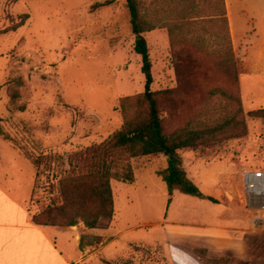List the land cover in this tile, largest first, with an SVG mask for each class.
Segmentation results:
<instances>
[{
    "label": "rangeland",
    "instance_id": "374dc122",
    "mask_svg": "<svg viewBox=\"0 0 264 264\" xmlns=\"http://www.w3.org/2000/svg\"><path fill=\"white\" fill-rule=\"evenodd\" d=\"M106 1L0 0L1 136L34 171L33 194L26 201L31 219L50 202V185L69 169L70 156L121 129V100L145 89L126 0L98 5ZM139 1L155 26L145 33L152 89H172L160 96L166 129L219 124L237 111L241 117L242 108L247 135L227 133L198 146L222 161L210 167L237 166L226 181L227 193L214 194L222 205L175 191L168 211L172 195L159 175L168 166L167 156L116 162L115 219L103 220L95 233L84 229V258L77 264L119 259L194 264L196 249L214 245L217 255L207 249L208 255L229 257V264H264V209L250 202L242 176L244 170L264 171V116L250 114L264 108V0H225L230 40L225 23L212 19V0ZM216 186L212 194L222 191ZM246 221L258 230L257 238L235 249L218 247L215 239L231 232L203 225L244 226ZM97 237L102 241L96 243ZM80 247L72 245L76 254Z\"/></svg>",
    "mask_w": 264,
    "mask_h": 264
},
{
    "label": "trees",
    "instance_id": "16d2710c",
    "mask_svg": "<svg viewBox=\"0 0 264 264\" xmlns=\"http://www.w3.org/2000/svg\"><path fill=\"white\" fill-rule=\"evenodd\" d=\"M112 0L100 3L106 5ZM130 14L132 33L135 36L134 50L142 57V72L145 75V89L132 97L121 100L124 124L109 139L94 144L70 156L69 169L59 178L57 184L50 185V202L32 217V221L44 227L75 226L82 221L87 228L100 229L103 220L113 221L116 215L115 194L112 179L116 162L127 158L146 156H167L168 166L159 172L166 182L170 195L175 191L219 202L216 198L205 195L200 187L188 176L183 167L182 151L198 148L211 141L231 133L236 137L247 135L243 109L224 117L223 122L198 127L188 124L185 127L168 131L160 96L171 90L161 92L152 89L154 82L150 48L145 33L155 26L143 16L139 0H126ZM215 10L212 19L225 23L230 40L229 23L225 0H212ZM215 15V16H214ZM216 17V18H215ZM21 24H19L20 26ZM17 26V27H19ZM16 27V28H17ZM233 59L232 52L228 54ZM235 79H238L236 66H233ZM241 101V100H240ZM252 115L264 116V108L253 110ZM4 134L0 119V135ZM170 156V157H169ZM130 181L134 180L131 170L127 173ZM56 193V194H55ZM55 194V195H54ZM97 237L95 242H101ZM83 246V238L81 242ZM195 255L202 264H229V257H213L207 249H196ZM112 264H133L130 259H119ZM240 264H251L242 261Z\"/></svg>",
    "mask_w": 264,
    "mask_h": 264
},
{
    "label": "crops",
    "instance_id": "0c3cea01",
    "mask_svg": "<svg viewBox=\"0 0 264 264\" xmlns=\"http://www.w3.org/2000/svg\"><path fill=\"white\" fill-rule=\"evenodd\" d=\"M228 16L231 34L235 41L229 8ZM188 150L189 152L185 154ZM202 151L201 147L183 150V167L201 190L202 188L207 190L206 192L202 190L205 195L214 197L216 194L215 196L220 197L224 192L227 193L226 181L232 177L237 166L233 164V166L210 167L222 161L203 154ZM230 161L234 163L235 160ZM34 183V171L31 170L30 163L12 149L0 135V264H77L84 258L83 247H80L84 229L88 233H95L97 229L87 228L83 222L78 226V231L72 230L75 226L44 227L35 224L26 207V201L33 194ZM213 184L215 186H212ZM216 184L220 185L219 189L222 191L212 194L213 188L217 187ZM171 197L168 211L173 205L175 192ZM218 201L216 204L222 205L221 200ZM246 223L248 224L244 226L237 223L238 226L229 227L220 224L209 226V223L203 225L219 231L231 232L229 236L215 235L218 237L215 239L218 240L216 241L218 247L229 244L228 247L235 249L234 245L237 246L247 239L257 238L258 230L252 227V222L246 221ZM72 245L76 248L80 247L78 254L75 253L76 248L74 250ZM216 246H209L207 249L212 253V248ZM212 254L217 255L216 252ZM192 262L202 264L196 255L192 258Z\"/></svg>",
    "mask_w": 264,
    "mask_h": 264
},
{
    "label": "built area",
    "instance_id": "2783aa9c",
    "mask_svg": "<svg viewBox=\"0 0 264 264\" xmlns=\"http://www.w3.org/2000/svg\"><path fill=\"white\" fill-rule=\"evenodd\" d=\"M244 187L249 200L252 203L254 200L258 201L257 204L261 209H264V203L260 200H257L258 197L252 195V192L256 189L264 188V171L259 170H244L242 172Z\"/></svg>",
    "mask_w": 264,
    "mask_h": 264
},
{
    "label": "bare ground",
    "instance_id": "6f19581e",
    "mask_svg": "<svg viewBox=\"0 0 264 264\" xmlns=\"http://www.w3.org/2000/svg\"><path fill=\"white\" fill-rule=\"evenodd\" d=\"M252 195H255L256 197H258L260 201L264 202V188L256 189L255 191L252 192Z\"/></svg>",
    "mask_w": 264,
    "mask_h": 264
},
{
    "label": "water",
    "instance_id": "95a60500",
    "mask_svg": "<svg viewBox=\"0 0 264 264\" xmlns=\"http://www.w3.org/2000/svg\"><path fill=\"white\" fill-rule=\"evenodd\" d=\"M170 157V156H169Z\"/></svg>",
    "mask_w": 264,
    "mask_h": 264
}]
</instances>
